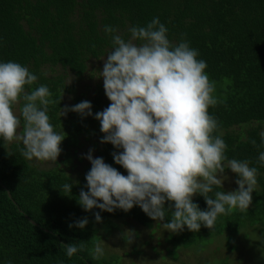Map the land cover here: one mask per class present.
Instances as JSON below:
<instances>
[{
  "label": "trees",
  "instance_id": "1",
  "mask_svg": "<svg viewBox=\"0 0 264 264\" xmlns=\"http://www.w3.org/2000/svg\"><path fill=\"white\" fill-rule=\"evenodd\" d=\"M155 17L167 27L170 42L186 40L199 52L197 58L206 62L205 71L215 85L213 95L218 101L209 107V114L219 125L213 135L225 141V155L248 160L249 166L258 170L249 209L219 216L212 229L201 225L198 232H192L185 226L168 241L175 249L185 248L207 236L225 234L230 238L227 248L236 249L234 240L251 229L257 237L256 264H264V165L258 162L259 154L264 152L260 137L264 131V0H0V63L17 62L37 76L36 83L26 86V91L40 85L49 88L54 102L49 105L48 115L59 133L65 125L59 113L69 106L64 104L63 95L74 90L68 79L103 70L104 63L90 68L91 62H104L113 50L104 27L117 28L127 40L130 27L145 26ZM104 95L105 90L96 83L92 97L75 95L69 107L88 101L95 113L102 107ZM23 103L21 100L14 106L18 116ZM98 129L100 123L91 124L80 114L73 117L68 130L60 133L65 135L60 145L62 166L48 168L36 165L34 159H25L21 143L0 138V264H119L116 255L93 257L97 228L107 231L113 226L111 219L118 218L131 219L143 227L159 223L138 205L128 212L115 209L109 213L98 208L85 211L78 203L80 191L88 190L85 177L91 166L75 175L63 168L72 161L65 147L75 145L74 132L97 138L99 142L92 143L96 145L95 158H103L127 175L112 155L123 150L101 143L105 134ZM66 183L72 184L71 193L63 191ZM219 190L226 192L224 188ZM193 202L200 210H207L203 196H193ZM171 203H165L162 224L172 218ZM97 212L100 222L95 220ZM85 217L88 224L84 229L69 228V224L75 225ZM73 243L82 250L68 257L62 245Z\"/></svg>",
  "mask_w": 264,
  "mask_h": 264
},
{
  "label": "clouds",
  "instance_id": "2",
  "mask_svg": "<svg viewBox=\"0 0 264 264\" xmlns=\"http://www.w3.org/2000/svg\"><path fill=\"white\" fill-rule=\"evenodd\" d=\"M104 32L111 38L113 50L104 59L98 78L103 79L111 103L94 118L105 134L101 143L123 150L112 155L127 175L103 158H93L90 150L86 157L91 163L85 177L88 190L80 191L78 203L85 211L98 208L109 213L115 209L128 212L138 205L152 220L162 222L165 203L172 202V218L162 224L172 233L185 226L192 232H198L201 225L212 229L219 216L249 209L258 170L250 167L248 160L229 159L225 141L213 135L219 125L209 107L218 101L213 95L215 85L205 71L207 64L197 58L199 52L186 40L170 42L168 29L158 17L145 26L130 27L127 40L111 25H106ZM37 79L17 62L0 63V138L21 143V155L28 161L56 162L65 135L50 123L48 109L54 101L49 88L40 85L26 91ZM21 100L24 103L18 116L14 106ZM68 112L92 116V104L82 101L65 106L59 116ZM260 137L264 141V131ZM258 162L264 165V152ZM226 169L239 177L235 181L238 190H219L228 178ZM71 188L72 184L63 185L64 192L71 193ZM197 194L203 196L207 210L193 202ZM94 215L100 222V213ZM87 224L85 217L69 228L84 229ZM62 246L68 257L82 250L74 243ZM103 255L104 249L96 244L93 257Z\"/></svg>",
  "mask_w": 264,
  "mask_h": 264
},
{
  "label": "rangeland",
  "instance_id": "3",
  "mask_svg": "<svg viewBox=\"0 0 264 264\" xmlns=\"http://www.w3.org/2000/svg\"><path fill=\"white\" fill-rule=\"evenodd\" d=\"M103 63V59L92 60L90 68H99ZM100 71L102 70H97L92 76H85L80 79L70 77L68 83L74 85V90L63 95L64 104L70 106L75 95L92 97L96 83H98L101 90H104L103 79L98 78ZM101 103L102 107H100V110L93 113L92 116H86L91 124L100 123L94 118L95 114L106 109L109 106L108 103H111L106 94L103 96ZM14 111L18 114L16 108H14ZM73 114L75 113L72 112L71 114L68 112L64 116L65 125L59 133L63 130H68L70 121L78 115V113L75 116ZM97 131L101 130L98 129ZM74 135L75 145H66L65 147L72 161L66 163L63 168L75 175L78 172H83L86 166H91L90 161L86 157L91 150V154L95 158L96 145H92V143L93 141L98 143L99 140L94 136L86 138L85 132H80L79 134L74 132ZM60 155L56 162L38 161L34 158V163L43 168H48L55 164L60 166L62 159ZM77 157L78 159H76ZM225 175L228 177L223 183V188L226 192L238 190V185L235 183L236 178H234L230 169L225 170ZM111 223L113 226L107 231H103L100 227L97 228L96 235H98V240L96 244L99 243L104 249V257L118 256L119 264H256L257 237L251 229H246L242 236L240 234L239 238L234 240L236 249L227 248L230 238L225 234L207 236L201 242L191 244L189 247L175 249L171 246L169 239L179 232L172 233L165 230L161 222L158 224L154 222L151 227H143L131 219L118 218L111 219ZM131 236L132 242L129 243V237Z\"/></svg>",
  "mask_w": 264,
  "mask_h": 264
},
{
  "label": "water",
  "instance_id": "4",
  "mask_svg": "<svg viewBox=\"0 0 264 264\" xmlns=\"http://www.w3.org/2000/svg\"><path fill=\"white\" fill-rule=\"evenodd\" d=\"M8 194V193H7ZM9 195V194H8ZM29 221L31 222V223H33V221L31 220V219H29Z\"/></svg>",
  "mask_w": 264,
  "mask_h": 264
}]
</instances>
